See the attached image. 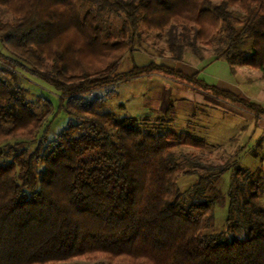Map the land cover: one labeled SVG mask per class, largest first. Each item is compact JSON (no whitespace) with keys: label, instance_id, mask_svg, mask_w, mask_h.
Wrapping results in <instances>:
<instances>
[{"label":"trees","instance_id":"trees-1","mask_svg":"<svg viewBox=\"0 0 264 264\" xmlns=\"http://www.w3.org/2000/svg\"><path fill=\"white\" fill-rule=\"evenodd\" d=\"M1 8L14 18L0 19V264H264L260 178L240 182L235 174L227 230L207 233L213 203L197 199L209 178L181 193L186 172L170 158L176 145L203 149L206 140L143 130L138 118L100 111L103 98L82 96L159 72L264 115L261 105L164 63L116 71L142 22L166 36L173 59L187 50L204 57L201 44L264 74V0H0ZM102 10L124 16L122 39L106 34ZM217 35L226 48L214 47ZM248 41L253 52L245 57ZM17 71L60 92L71 119L56 138L45 131L38 139L54 107L30 99ZM173 110L171 103L166 112Z\"/></svg>","mask_w":264,"mask_h":264},{"label":"rangeland","instance_id":"rangeland-1","mask_svg":"<svg viewBox=\"0 0 264 264\" xmlns=\"http://www.w3.org/2000/svg\"><path fill=\"white\" fill-rule=\"evenodd\" d=\"M90 8V2L85 1L82 11ZM13 14L0 9V19L12 21ZM100 23L105 28L106 34H112L117 39H122L124 33L125 18L117 13H110L107 10L101 11ZM157 29H149L144 23H140L137 32L133 33L136 37L134 43H130L129 52L122 58L117 67V72L125 73L136 65H145L151 61L164 63L186 72L201 70L200 75L208 81L216 82L222 88L230 91L241 92L248 96H258L263 86L259 82L248 81V73L237 72L235 67L229 64L226 59L214 62L207 61V57L201 58L203 62L197 69H192L188 62L191 55L184 53L181 60L172 58L169 45L165 35L159 34ZM131 35V30L126 34ZM222 36L214 38V47H225ZM213 45L211 47H213ZM2 48L0 42V49ZM201 54H214L213 48L199 44ZM132 49V50H131ZM243 56H250L253 52L252 42L248 41L241 46ZM208 52V54H207ZM0 60V68L3 66ZM243 69H250L243 66ZM260 71L257 68H253ZM16 79L21 85L28 89V97L36 100L43 97L49 100L54 107V115L46 121L38 135L42 137L46 131V139L52 140L62 131L70 121L71 117L62 108V98L60 92L42 80L17 71ZM262 76L261 72H257ZM257 76V77H258ZM170 80V81H168ZM186 83L172 75L161 73L143 75L130 79H123L114 84L96 88L82 94L86 101L96 98H103L104 104L100 109L102 112H114L119 117H135L139 119V125L143 130L155 133H164L172 130L175 132H187L206 140V147L203 149L187 145H176L171 149V156L174 155L176 162L182 163L184 171L178 179V188L181 193L191 190L196 186L201 177H207L204 191L198 196L199 201L210 200L213 203L214 225L208 229L207 233H220L227 230V218L229 213L230 198L229 192L235 174L238 172L237 179L253 181L260 178L259 183V202L264 207V118L259 120L257 132L249 137L242 123L252 125V120L236 113L234 107L228 102L222 101L221 106L188 104L179 105L173 112L167 113L165 107L158 109H146L152 105V94L154 90H163L164 85L169 84L173 91V99L180 94L186 93ZM38 96V97H37ZM37 142L27 144V148L34 149ZM42 169V165L38 166ZM241 237L244 231L237 230ZM59 264H111L102 260L77 259L70 262Z\"/></svg>","mask_w":264,"mask_h":264},{"label":"crops","instance_id":"crops-1","mask_svg":"<svg viewBox=\"0 0 264 264\" xmlns=\"http://www.w3.org/2000/svg\"><path fill=\"white\" fill-rule=\"evenodd\" d=\"M186 53H189L191 55V57H189L188 62L191 64L190 66H192V69H197V67H199L203 62L201 61V58L207 57V61H217L220 59H225V58H215L213 53L209 54V55H204V57L199 56L197 53H195L192 50H187ZM208 54V52H207ZM150 63V62H149ZM230 64V63H229ZM146 65V64H145ZM199 65V66H198ZM231 65V64H230ZM141 66V65H140ZM233 69L235 67V65H232ZM243 66H247V65H236V69L237 72H241L242 74H246L248 73V81L250 82H259L261 83V85L263 86L262 90L260 91V93L258 94V96L254 97V96H248L246 94H243L241 92L237 93L234 92L233 90L231 92L242 96L244 98H246L247 100L253 101L259 105H261L264 108V74L261 71H257L255 69H253L252 67H249L250 69H243ZM173 67V66H172ZM176 68V67H175ZM178 69V68H176ZM181 70L187 74H197L201 79L205 80L207 83L211 84V85H215L223 90H228L230 91L228 88H222L220 87L219 84H217L216 82H212V81H208L207 79H205L204 77H202L200 74L199 68L198 70H195V72H186L182 69H178ZM257 72H261L262 76H258ZM159 72H155L152 74H157ZM151 74V75H152ZM164 74V73H161ZM150 75V74H149ZM166 75V74H165ZM143 76V75H142ZM258 76V77H257ZM181 80V79H180ZM170 81V80H168ZM184 81V80H182ZM186 85L182 86H187L186 88V93L183 92L184 94H180L179 97H176L173 99V91L171 89V86H169V84H165L164 85V89L163 90H154L153 92V96H152V105L148 106L146 109L148 108H152L151 110H155L158 109L159 107L163 108L166 106V104H168V106L172 103L174 108L178 107L179 105H186L188 106V104H199V105H216V106H221V104H223L222 101L228 102L229 104H232L231 107L233 108L232 110H234L236 113H240L242 116H244L245 118L252 120V125L251 127L246 124V123H242L241 127H245L246 133H248L249 137L253 136L259 128V120H261V118H264V115H257L254 112H252L249 108H247L246 106L242 105V104H238V103H233L229 100H225L221 97H218L216 95H214L212 92L205 90V89H201L189 82H186ZM158 107V108H157ZM222 107V106H221ZM168 108V107H167ZM167 110V109H166ZM264 120V119H262Z\"/></svg>","mask_w":264,"mask_h":264}]
</instances>
